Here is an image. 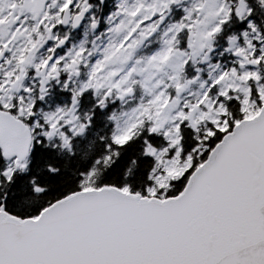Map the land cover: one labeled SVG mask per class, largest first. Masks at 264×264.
<instances>
[{
    "label": "snow or ice",
    "instance_id": "snow-or-ice-1",
    "mask_svg": "<svg viewBox=\"0 0 264 264\" xmlns=\"http://www.w3.org/2000/svg\"><path fill=\"white\" fill-rule=\"evenodd\" d=\"M0 264H264V0H0Z\"/></svg>",
    "mask_w": 264,
    "mask_h": 264
}]
</instances>
